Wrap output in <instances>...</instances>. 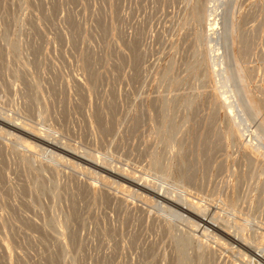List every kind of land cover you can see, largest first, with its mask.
<instances>
[{"label": "rangeland", "instance_id": "1", "mask_svg": "<svg viewBox=\"0 0 264 264\" xmlns=\"http://www.w3.org/2000/svg\"><path fill=\"white\" fill-rule=\"evenodd\" d=\"M0 114V264H264V0H0Z\"/></svg>", "mask_w": 264, "mask_h": 264}, {"label": "bare ground", "instance_id": "2", "mask_svg": "<svg viewBox=\"0 0 264 264\" xmlns=\"http://www.w3.org/2000/svg\"><path fill=\"white\" fill-rule=\"evenodd\" d=\"M230 107H231V106H230ZM1 112H2V111H1ZM3 113H4V112H3ZM4 114H5V113H4ZM6 114H7V113H6ZM0 115H1V114H0ZM2 118H4V117H2ZM9 118H10V117H9ZM13 120H15V119H13ZM0 121H1V120H0ZM2 122H3V121H2ZM7 122H8V121H7ZM17 122H18V121H17ZM23 123H24V122H22V124H23ZM13 124H17V125H18V123H13ZM22 124H21V126H22ZM5 125H7L6 122H5ZM5 125H4V126H5ZM30 125H31V124H30ZM36 125H37V124H36ZM2 127H3V126H2ZM10 127H11V126H10ZM15 128H16V127H15ZM17 128H19V127H17ZM19 130H20V129H18V132H19ZM32 130H33V129H32ZM42 130H43V129H42ZM245 130H246V129H245ZM14 131H15V130H14ZM22 131H23V130H22ZM29 131H30V130H29ZM44 131H45V133H46V130H45V129H44ZM20 133L23 134L24 132L22 133V132L20 131ZM25 133H26V132H25ZM27 133H28V132H27ZM35 133H36V132H35ZM52 133H53V132H52ZM10 134H11V133H10ZM10 134H9V135H10ZM28 134H29V133H28ZM28 134H27V135H28ZM32 134H33V135H32L33 138H35L36 136H34V133H32ZM24 135H25V134H24ZM36 135H37V134H36ZM10 136H11V135H10ZM28 136H29V135H28ZM49 136H50V135H49ZM49 136H48V137H49ZM251 136H252V135H251ZM22 137H23V136H22ZM22 137H20V138H22ZM24 137H25V136H24ZM28 138H29V137H28ZM52 138H53V137H52ZM54 138H55V137H54ZM45 139H46V138H45ZM24 140H25V139H24ZM27 140H28V139H27ZM27 140H26V141H27ZM34 140H35V139H34ZM38 140H40V138H39ZM41 140H42V139H41ZM41 140H40V141H41ZM46 140H47V139H46ZM46 140H45V141H46ZM50 140H51V139H50ZM20 141H21V140H20ZM36 141H37V140H36ZM45 141H44V142H45ZM51 141H52V140H51ZM51 141H50V142H51ZM58 141H59V140H58ZM21 142H22V141H21ZM38 142H39V141H38ZM41 142H43V141H41ZM55 142H56V141H55ZM28 143H29V142H28ZM39 143H40V142H39ZM29 144H30V143H29ZM46 144H48V143H46ZM49 145H50V144H49ZM56 145H59V143L56 144ZM26 146H27V145H26ZM70 146H71V145H70ZM0 147H1V146H0ZM23 147H24V146H23ZM50 147H52V146H50ZM50 147H49V148H50ZM53 147H54V146H53ZM59 147H60V146H59ZM64 147H65V146H64ZM61 148H62V146H61ZM66 148H67V147H66ZM22 149H23V148H22ZM24 149H25V148H24ZM33 149H34V148H33ZM67 149H68V148H67ZM72 149H73V148H72ZM61 151H62V150H61ZM63 151H64V150H63ZM69 151H70V150H69ZM52 152H53V151H52ZM57 152H59V151H57ZM47 153H48V152H47ZM47 153H45V154H47ZM59 153H60V152H59ZM61 153H62V152H61ZM76 153H77V152H76ZM68 154H69V153H68ZM47 155H48V154H47ZM52 155H53V154H52ZM57 155H58V154H57ZM63 155H64V154H63ZM78 155H80V154H78ZM42 156H43V155H42ZM61 156H62V155H61ZM91 157H92V156H91ZM93 157H94V156H93ZM57 158H58V157H57ZM54 159H55V158H54ZM72 159H73V158H72ZM91 159H92V158H91ZM91 159H90V160H91ZM71 161H72V160H71ZM71 161H70V162H71ZM105 162H106V161H105ZM108 162H109V161H108ZM103 163H104V162H103ZM59 164H60V163H59ZM81 165H82V164H81ZM97 165H98V164H97ZM84 166H85V165H84ZM90 166H91V165H90ZM93 166H94V164H93ZM74 167H75V166H74ZM106 167H107V166H106ZM112 167H113V166H112ZM67 168H68V167H67ZM97 168H98V167H97ZM119 168H120V167H119ZM123 168H124V167H123ZM73 170H74V169H73ZM83 170H84V169H83ZM94 170H96V169H94ZM102 170H103V169H102ZM107 170H108V169H107ZM116 170H117V169H116ZM124 170H125V169H124ZM78 171H79V170H78ZM94 172H95V171H94ZM97 172H98V171H97ZM98 173H99V172H98ZM102 173H103V172H102ZM107 173H108V172H107ZM86 174H87V173H86ZM114 174H115V173H114ZM124 174H125V173H124ZM92 175H93V174H92ZM94 176H95V175H94ZM107 176H108V175H107ZM139 176H140V175H139ZM95 177H96V176H95ZM118 177H119V176H118ZM98 179H99V178H98ZM115 181H116V180H115ZM119 181H120V180H119ZM136 182H137V181H136ZM116 183H117V182H116ZM122 183H123V182H122ZM131 183H132V182H131ZM150 183H151V182H150ZM112 184H113V183H112ZM114 184H115V183H114ZM117 184H118V183H117ZM135 184H136V183H135ZM135 184H134V185H135ZM115 185H116V184H115ZM137 185L139 186L140 184L138 183ZM155 185H156V184H155ZM136 187H137V186H136ZM140 187H141V186H140ZM140 187H139V188H140ZM85 190H86V189H85ZM154 190H155V189H154ZM169 190H170V189H169ZM134 191H135V190H134ZM123 192H125V191H123ZM136 192H137V191H136ZM147 193H148V192H147ZM116 194H117V193H116ZM154 195H155V194H154ZM156 196H160V193L156 192ZM161 196H162V195H161ZM152 197H153V196H152ZM146 200H147V199H146ZM162 200H163V199H162ZM166 200H167V199H166ZM172 201H173V200H172ZM186 202H187V201H186ZM188 202H189V200H188ZM136 203H137V202H136ZM166 203H167V202H166ZM169 203H171V201H170ZM173 203H174V202H173ZM190 203H191V202H190ZM189 205H190V204H189ZM190 207H191V206H190ZM194 207H195V206H194ZM195 208H196V207H195ZM189 209H190V208H189ZM203 209H204V208H203ZM216 210H217V209H216ZM191 211H192V210H191ZM192 214H193V213H192ZM207 215H208V214H207ZM202 216H203V215H202ZM204 216H205V215H204ZM207 219H209V218H207ZM213 219H216V218L214 217ZM225 219H226V218H225ZM211 220H212V219H210V221H211ZM205 221H206V220H205ZM215 221H216V220H215ZM215 221H214V222H215ZM208 224H209V221H208ZM204 227H205V226H204ZM224 227H225V226H224ZM228 227H229V226H228ZM200 229H201V228H200ZM236 229H237V228H236ZM226 231H227V230H226ZM226 231H225V232H226ZM218 232H219V231H218ZM222 232H223V231H222ZM214 233H215V232H214ZM219 233H220V232H219ZM202 234H203V233H202ZM223 234H224V233H223ZM263 234H264V233H263ZM227 235H228V234H227ZM237 235H238V234H237ZM240 235H242V234H240ZM242 236H243V235H242ZM200 237H201V236H200ZM206 238H207V237H206ZM229 239H230V238H229ZM233 239H234V238H233ZM233 239H232V240H233ZM230 240H231V239H230ZM222 242H223V241H222ZM198 243H199V242H198ZM213 243H214V242H213ZM258 243H259V242H258ZM259 245H260V244H259ZM255 246H256V245H255ZM257 246H258V245H257ZM250 248H251V247H250ZM255 252H256V251H255ZM259 253H260V252H259ZM242 260H243V259H242Z\"/></svg>", "mask_w": 264, "mask_h": 264}]
</instances>
